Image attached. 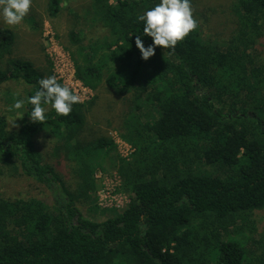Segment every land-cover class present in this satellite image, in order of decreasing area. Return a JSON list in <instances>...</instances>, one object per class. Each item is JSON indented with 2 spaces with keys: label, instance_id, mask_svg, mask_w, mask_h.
<instances>
[{
  "label": "trees",
  "instance_id": "trees-1",
  "mask_svg": "<svg viewBox=\"0 0 264 264\" xmlns=\"http://www.w3.org/2000/svg\"><path fill=\"white\" fill-rule=\"evenodd\" d=\"M91 2L103 34L79 23L68 32L69 53L85 87L105 82L118 94L129 91L120 134L133 153L116 154L113 168L131 199L99 222L82 215L76 203L96 200L95 169L115 144L103 135L80 138L88 102L74 104L67 117L44 105L45 122L30 120L28 98L42 78L55 76L53 64L39 70L10 57L15 35L0 28V85H28L22 96L2 94L0 164H14L52 199L0 195V264H264V230L251 219L264 208V0H234L235 27L225 40H204L199 25L174 50L156 47L147 61L135 41H153L138 16L160 0ZM47 7L56 17L59 0ZM127 50L136 65L125 86L112 62ZM16 100L24 101L21 109L13 108ZM18 113L11 127L8 116ZM40 130L55 136L72 165L74 194L42 162L34 143Z\"/></svg>",
  "mask_w": 264,
  "mask_h": 264
},
{
  "label": "rangeland",
  "instance_id": "rangeland-1",
  "mask_svg": "<svg viewBox=\"0 0 264 264\" xmlns=\"http://www.w3.org/2000/svg\"><path fill=\"white\" fill-rule=\"evenodd\" d=\"M59 3L60 11L56 17L52 18L48 13V0H32L30 13L19 25L9 26L0 17V28L11 29L15 35L10 57L28 60L39 70L46 69L48 60L51 61L52 73L65 86L73 89L77 86V81L74 78L69 53L68 32L79 23H82L85 29L94 27L93 33L96 32L99 35L103 34V28L97 26V19L93 17L91 0H59ZM233 3L234 0H191L194 18L200 25V35L204 40L223 41L230 35L235 27ZM85 24L88 25L85 26ZM258 44L259 60L264 64V30ZM135 65L131 51L118 52L112 62V74L126 86L130 82V76L134 73ZM126 72L125 77L123 75ZM27 87L28 85L22 79H11L1 84L0 107L5 99V97L2 98V94L22 96ZM128 94L129 91L118 94L114 88H109L105 82H102L96 90L90 89L86 95L88 99L82 102H88L91 105L85 113L86 126L80 138L92 140L94 137L103 135L115 144V150H110L95 169L93 177L97 185L94 195L96 200L76 203L82 215L92 221L99 222L114 217L126 207L132 196L130 191L122 189L121 186L115 187L112 177L116 172L113 168L116 165L115 155L122 157L127 153L126 147L120 143L121 140L124 141L120 133L123 113L128 112L131 105ZM78 95L82 99V95ZM18 116H20L19 113L14 117L8 116L11 127L18 126L16 124L19 121ZM34 143L42 157V162L50 166L64 187L74 194L76 176L73 174L72 165L62 150L58 149L61 146L59 141L48 131L40 130L34 138ZM127 157L130 158V155ZM104 190L112 194L106 197L107 195L102 193ZM0 195L12 199L36 198L46 204L51 205L52 203L51 194L45 187L23 175L14 164L8 163L0 164ZM105 197L106 199L116 197V202L110 207H102L99 203ZM251 219L254 220L258 231L262 232L264 230V208L254 210Z\"/></svg>",
  "mask_w": 264,
  "mask_h": 264
},
{
  "label": "clouds",
  "instance_id": "clouds-1",
  "mask_svg": "<svg viewBox=\"0 0 264 264\" xmlns=\"http://www.w3.org/2000/svg\"><path fill=\"white\" fill-rule=\"evenodd\" d=\"M31 5L32 0H0V17L9 26L19 25L30 13ZM138 21L144 23L143 34L153 41L152 45L145 47L140 37L136 38V47L145 61L155 55L156 47L174 50L199 27L191 0H160L155 7L139 15ZM39 85L35 94L28 98V103L32 105L29 117L34 123L45 122L44 105H50L57 116L67 117L73 105L82 102L81 96L70 87L61 85L56 76L42 78ZM23 106V100H16L13 108L18 110Z\"/></svg>",
  "mask_w": 264,
  "mask_h": 264
},
{
  "label": "built area",
  "instance_id": "built-area-1",
  "mask_svg": "<svg viewBox=\"0 0 264 264\" xmlns=\"http://www.w3.org/2000/svg\"><path fill=\"white\" fill-rule=\"evenodd\" d=\"M74 78L77 81V83H76L77 86L75 88L73 87L72 90L74 93L82 95V102H83L86 98L88 99V97H86V95L89 93L90 89L85 87L79 80L76 79L75 76H74ZM120 143L122 146L126 147V150H127V153H125V156H122V157L126 158L128 155H131L133 153V148L131 147V145H129L127 142H124L122 140L120 141ZM112 177H113V182L115 183V187L121 186V180L119 179L120 177L116 172L114 173V176L112 175ZM102 193L106 194L107 195L106 197H108L110 194H112L111 192L106 191V190L102 191ZM106 197L101 199V201L99 203L100 206L110 207L113 205L114 202H116V197H112V199H106Z\"/></svg>",
  "mask_w": 264,
  "mask_h": 264
}]
</instances>
